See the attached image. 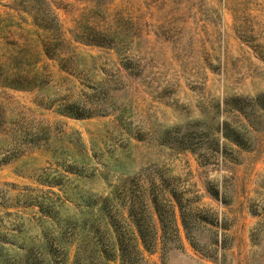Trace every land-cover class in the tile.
I'll return each instance as SVG.
<instances>
[{
	"label": "rangeland",
	"instance_id": "374dc122",
	"mask_svg": "<svg viewBox=\"0 0 264 264\" xmlns=\"http://www.w3.org/2000/svg\"><path fill=\"white\" fill-rule=\"evenodd\" d=\"M0 264H264V0H0Z\"/></svg>",
	"mask_w": 264,
	"mask_h": 264
},
{
	"label": "trees",
	"instance_id": "16d2710c",
	"mask_svg": "<svg viewBox=\"0 0 264 264\" xmlns=\"http://www.w3.org/2000/svg\"><path fill=\"white\" fill-rule=\"evenodd\" d=\"M65 113L67 115L70 114V113H67L66 111ZM69 116H73L75 118L81 117V115H69ZM220 138L225 140L224 144L227 142V144H231L237 149L249 150L251 146L253 145V138H252L251 132L247 127H245L243 123L241 124L237 123L236 125L234 123V125H231L228 122H224L223 128L220 129V134L218 133L217 136H215V138L211 140L209 145L205 147V150L210 152L211 157L214 159H218L219 157H222V159L227 158L226 155H224V153L219 150L218 146H219ZM188 148L190 147H185V146L183 147V149L185 150ZM192 150L193 149H191V151ZM201 158L202 157H199V162L203 165L204 161ZM231 160H233V158ZM157 212H158V209H157ZM158 216H159L158 218L160 219V215ZM174 216L175 214L173 212L172 217L174 218ZM181 216H182V213H181ZM181 220H182L183 225L186 227V223L183 217ZM138 235H139L138 239L144 242L145 237L141 233V231H138ZM129 241H133L136 244V238L134 236H131ZM123 242H124V239L121 237V235H118V237L116 238V245L118 249L122 250ZM132 246H135V245L132 244Z\"/></svg>",
	"mask_w": 264,
	"mask_h": 264
}]
</instances>
